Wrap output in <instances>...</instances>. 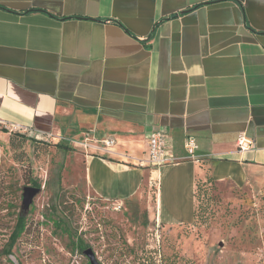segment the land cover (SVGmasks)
<instances>
[{"label": "crops", "instance_id": "1", "mask_svg": "<svg viewBox=\"0 0 264 264\" xmlns=\"http://www.w3.org/2000/svg\"><path fill=\"white\" fill-rule=\"evenodd\" d=\"M0 124L115 139L84 153L90 191L121 207L156 184L153 218L191 225L198 179L264 188V0H0ZM162 130L176 162L155 169Z\"/></svg>", "mask_w": 264, "mask_h": 264}, {"label": "rangeland", "instance_id": "2", "mask_svg": "<svg viewBox=\"0 0 264 264\" xmlns=\"http://www.w3.org/2000/svg\"><path fill=\"white\" fill-rule=\"evenodd\" d=\"M84 153L0 124V264H90L80 241L100 264H264V188L203 182L194 223L164 227L151 215L156 184L121 207L105 202L86 183ZM34 180L41 192L8 253Z\"/></svg>", "mask_w": 264, "mask_h": 264}, {"label": "built area", "instance_id": "3", "mask_svg": "<svg viewBox=\"0 0 264 264\" xmlns=\"http://www.w3.org/2000/svg\"><path fill=\"white\" fill-rule=\"evenodd\" d=\"M17 130V129H16ZM76 147L82 148L87 155L106 156L112 153V148L117 145V141L111 138L100 139L95 131L84 132L80 138L70 140ZM237 146L239 151L247 152L253 149L254 142L252 139L241 135L238 139ZM185 149L192 158L196 155L198 149L197 141L194 137H187L185 141ZM174 141L170 133L162 130L150 135L148 139V159L145 164L160 169L161 167L175 163Z\"/></svg>", "mask_w": 264, "mask_h": 264}, {"label": "trees", "instance_id": "4", "mask_svg": "<svg viewBox=\"0 0 264 264\" xmlns=\"http://www.w3.org/2000/svg\"><path fill=\"white\" fill-rule=\"evenodd\" d=\"M57 146H60V145H57ZM206 181L214 182L213 179L211 177H209V176H207L205 180L198 179L197 183H196V189L198 188V185H200V184H202L203 182H206ZM31 183H32V185L34 187L41 188V184L38 181L34 180ZM195 196H196V194H195ZM196 217H197V207H196V211H195V220H196ZM26 230H27L26 219L24 218V214L21 213L20 217L17 220L16 226H15V228H14V230L11 233V236H10L9 249L7 251L8 253L11 252V249H13V247L16 245V243L18 242V240L20 239V237L23 235V233ZM76 247H77V249H79L80 251H82L84 253V251L86 250L87 245H85L83 241H80L76 245Z\"/></svg>", "mask_w": 264, "mask_h": 264}, {"label": "water", "instance_id": "5", "mask_svg": "<svg viewBox=\"0 0 264 264\" xmlns=\"http://www.w3.org/2000/svg\"><path fill=\"white\" fill-rule=\"evenodd\" d=\"M23 192L22 213L25 214L30 209L34 198L41 192V189L34 186H26ZM84 254L89 258L90 264H100L92 249H86Z\"/></svg>", "mask_w": 264, "mask_h": 264}]
</instances>
